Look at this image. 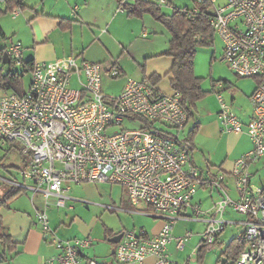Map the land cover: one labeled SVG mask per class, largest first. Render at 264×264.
Listing matches in <instances>:
<instances>
[{
    "label": "built area",
    "instance_id": "built-area-1",
    "mask_svg": "<svg viewBox=\"0 0 264 264\" xmlns=\"http://www.w3.org/2000/svg\"><path fill=\"white\" fill-rule=\"evenodd\" d=\"M194 2L211 4L209 24L224 44L221 61L237 76L258 80L247 123L218 95L223 131L244 133L252 142L231 174L237 199L227 190L224 172L201 171L193 163V145L185 135L189 113L179 92L164 93L149 78H128L120 95L109 97L103 93L102 80L121 77L117 62L104 65L71 55L34 63L29 88L23 94L5 92L0 100V147L16 143L24 157L21 181L0 177V182L28 189L32 199L43 196L45 207L37 212L36 221L45 240L58 250L47 264H80L81 252L95 243L90 236L61 240L50 228L48 200L54 197V206L66 208V193L83 183L119 185L134 212L164 222L154 236L142 229L123 232L112 264H144L148 258H154L153 264H179L170 259L168 245L175 240L177 249L184 250L192 234L175 237L173 232L178 222L189 220L206 223L193 252L198 257L202 246L207 252L218 243L229 224L225 221L229 208L244 217L240 237L246 246L228 264H264V189L253 186L249 170L264 156V0H226L219 7L217 0ZM156 4L171 5L170 0ZM119 10L124 11L122 6ZM197 12L193 8L189 13ZM6 44L13 66L26 70L22 43L9 38ZM131 119L138 127L124 128ZM200 188L219 193L209 210L193 202ZM88 264L107 263L90 259Z\"/></svg>",
    "mask_w": 264,
    "mask_h": 264
},
{
    "label": "crops",
    "instance_id": "crops-1",
    "mask_svg": "<svg viewBox=\"0 0 264 264\" xmlns=\"http://www.w3.org/2000/svg\"><path fill=\"white\" fill-rule=\"evenodd\" d=\"M135 1L137 0H36L30 4L29 0H23V8L17 9L15 13L10 11L11 6L14 4H9L7 0L3 2L0 1V29L5 37V39L0 37V44L2 46L0 50V66L3 62L4 54L6 52L8 53L6 42L9 38H11L14 41L22 43L23 57L24 54H26V52H24V48H29V57H27L29 59H27V61L24 60V62H52L71 55L80 59H85L89 62L101 63L104 65H110L114 62H117L119 68L122 71V75L119 78H123L126 83L129 69L125 64L123 65L120 63L119 60L111 61L113 55L108 45L110 46V41L114 42L116 39L120 40L118 39L119 37H117L114 33L116 32V27L114 26L116 21H121L122 25H129L131 21L132 23L135 21H139L137 23H140L142 21V23L145 25L148 23V21H150L147 14L143 17H129L125 11L119 10L121 2L133 3ZM149 1L156 3L157 0ZM18 19L21 20V24L20 22L16 24V20ZM20 25L29 29L28 33H21ZM78 27H81V30L87 29V27L89 29L94 27V30L98 32H94L93 41L90 44V47L97 45L101 49V54L99 56H93L89 52V59H87L86 53L89 51V49L86 52H82L83 50L80 51L79 49H76L79 51H75L73 47V33L75 28ZM100 28H103V30H99ZM18 29L20 31H18ZM143 33H146L147 37H143ZM215 35L216 34H214V36ZM139 36L140 38L142 37L146 39L149 37V34L146 31L140 30ZM59 37H68V39H70V47L62 49V51L59 50L57 44V39H59ZM170 39L171 37L168 39L169 42ZM151 43H153V41H151ZM133 45L134 42H130L128 45L129 49H125V51L127 54H130L133 60L142 68L141 79L149 78L152 80L153 75L159 76L161 77V81L159 83H155L153 80L152 81L157 84L160 91L164 93L173 91L170 87L169 77L167 83L165 85L162 84V74H168L170 72L173 65V59L168 56L159 58L158 55L160 54V51L158 53H153L150 51V49L148 51V48H152V46H150L148 43L143 45L142 52H139L138 49H134ZM46 46L52 47L53 50H51L49 53L41 54L39 49ZM142 58L144 60H148L144 66L140 65ZM0 69L4 71L3 67H0ZM254 81L256 82L257 88L258 80L254 79ZM25 90L27 89H24V91ZM254 91L247 96L241 95L240 98L238 97V99L233 97L229 103L232 105V109L235 114L244 123H247L252 115L250 97ZM219 94L222 96L223 100L228 103V100L225 99L224 94L221 92H218L215 95L211 93L208 94L207 97L197 103L195 120L189 121V124L185 129V135H189V132L192 130L195 123L199 124L198 131L193 138V163L201 171L210 169L215 172H224L227 176V190L233 199H237V190L231 174L234 169L235 162L241 156L251 150L252 142L250 138L244 133L236 134L226 133L223 131V127L219 118ZM14 178L21 181L17 176ZM253 186L256 187L254 184ZM72 187L73 186H71L70 190L66 193L67 196ZM25 193L29 197L32 196L31 191L28 189H23V192L15 197L10 202V204L15 200L17 201L18 197ZM219 197L220 196L217 191L200 188L195 195L193 202L198 203L202 210H209L219 199ZM37 199L45 201L43 196L37 195L34 199L31 197V203L34 205ZM73 201L74 199L68 196L67 208L65 209L75 210L76 207L71 206L73 205ZM128 201L129 203L125 202L124 200L120 202L114 201L113 205H115V208L113 210L118 211L119 213L138 215L147 218V220L141 222L140 227H134V230L139 231L142 229L149 236L158 234L164 225L163 220L152 215L134 212V207L132 206L129 199ZM10 204L9 208L3 207L0 209V215L3 219L4 231L7 228L8 232L5 233L11 235L12 241L16 244V249L13 251V253L8 254V260L6 262L0 264H47L49 259L55 257L58 254V250L55 246L51 245L45 240L44 234L33 224L31 218L29 217V207H26L23 210L17 208L12 210ZM70 206L72 208H68ZM243 220L244 219H242L241 222ZM238 223L239 222H237V224ZM205 227L206 223L204 221H180L175 225L173 233L175 237H179L183 236L187 232H190L192 236L187 242H189L195 234H197L202 240V234L205 230ZM103 229L105 244L103 243L100 246L94 243L91 248L82 251L80 254V264H88V260L90 259H95L99 262L107 264H112L115 262L114 254L119 242L113 243L110 242L109 239L116 237L124 231H116L114 228H110L107 225H104ZM107 230L111 232V237L108 239L106 238L108 233ZM194 231L197 233H194ZM81 237L84 238L87 236L70 237L68 240ZM220 239L218 243L220 242ZM172 246H175V249H177L175 240H173L168 245L169 252ZM104 248L107 251L103 253L102 249ZM3 252L4 247L0 243V256L3 254ZM154 261V258H148L144 264H153Z\"/></svg>",
    "mask_w": 264,
    "mask_h": 264
},
{
    "label": "rangeland",
    "instance_id": "rangeland-1",
    "mask_svg": "<svg viewBox=\"0 0 264 264\" xmlns=\"http://www.w3.org/2000/svg\"><path fill=\"white\" fill-rule=\"evenodd\" d=\"M36 0H29V3L32 4ZM226 3V0H217L216 6H223ZM174 8H194V0H171V6L163 7L162 11L166 14H171ZM120 12V11H119ZM148 15V14H147ZM147 24H143L142 21H132L128 24H123L121 21H116L114 26L116 27L115 35L119 37L118 39L110 41V46L108 47L111 50L113 57L111 61L119 60L123 65L125 64L128 71V78L141 79L142 68L137 64L130 54H127L125 49H129V43L134 42L133 48L138 49L139 52L143 51V45L145 43L150 44L152 48L147 50L152 51L153 53H158L159 58L166 57L162 56V53L168 49L169 41L171 37L168 29L160 22L156 21L151 15H148ZM16 24L21 20H16ZM100 25V24H96ZM101 27V26H100ZM81 27L75 28L73 33L74 36V49L75 51L86 52V58H88L89 52L93 56H99L101 54V49L95 45L90 47V44L93 41L94 27L90 29H80ZM21 33H28V30L25 26L20 25ZM99 30H103L100 28ZM146 31L149 34V37L144 39L140 38L139 32ZM18 31H20L18 29ZM95 39V38H94ZM137 40V41H136ZM70 39L68 37H59L57 39L58 49L69 48ZM128 41V42H127ZM153 41V43H151ZM121 43V44H120ZM128 43V44H127ZM0 44V50H1ZM79 49V50H76ZM224 44L222 40L215 35L212 43L208 45H202L197 48V53L195 57V73L197 76L203 78L202 88L209 92V94H216L221 92L224 94L228 103L230 100L235 97L238 99L240 96L250 95L256 89V82L253 78L239 77L237 76L230 67L221 61V56L223 55ZM41 54L49 53L52 49L50 46L41 47L39 49ZM24 60L27 61L29 57V48H24ZM148 60L141 59V66H144ZM4 68V72L9 70L18 71L23 74V87L28 89L31 81L32 74L31 72H25L24 69L12 66L10 64H4L2 62L1 66ZM168 81L167 74H162V84H166ZM125 85V80L123 78L110 79L103 77L102 86L103 93L109 97L119 96L123 87ZM72 87L78 88L77 85L72 84ZM4 90L0 89V100L4 95ZM207 97V96H206ZM239 103V102H238ZM205 112V110H204ZM124 128H136L138 127L137 123L131 119L126 121ZM120 129V128H119ZM17 144L15 143L12 147H0V159L5 165H14L9 171L0 169V177L13 179L14 177H19V168L21 166L22 159L24 158L17 149ZM250 173L253 175L252 183L256 185L259 189H264V156L259 159L258 162L251 164ZM3 183L0 182V197L3 195V192L6 190L5 187H2ZM11 186L10 184H5ZM68 196L73 198V205L76 207L75 210H69L65 208H57L55 205L56 199L51 197L48 200V203L51 207L48 209V216L50 221V228L55 232V235L61 240H68L70 237H80L88 236L94 240L95 244L101 246L104 241L103 235V226L107 225L110 228H114L116 231H132L134 227H140L142 221L147 220V218L138 216V215H128L124 213H119L109 209V207L115 208L113 202H120L124 200L128 202L126 192L123 187L119 185H111L106 183H83L80 185H74L71 191L68 193ZM127 200V201H126ZM20 206V208H19ZM12 210L20 209L23 210L26 207H29V217L33 224L39 228L43 233L40 225L36 221V214L39 210H43L45 207V201L37 199L35 204L31 203V196L22 194L18 197L17 201H13L10 204ZM67 208V207H66ZM244 219L243 215L234 212L232 209H228L225 214V221L229 222L226 230L222 234L220 242L217 243L211 250H208L204 255L202 261H198L197 256H193L194 249L199 245L201 238L195 234L189 242L186 243V248L183 251L175 249V246H172L169 252L171 259L174 262L179 264L185 263L188 260H192L190 264H227L231 261L226 254V247L228 243L237 237H240L241 233L244 231V226L240 223ZM237 222H239L237 224ZM5 232H8L7 228ZM194 233H197L194 231ZM44 234V233H43ZM82 238V237H81ZM105 244V243H104ZM108 244V243H106ZM109 245V244H108ZM105 248L102 249L104 253Z\"/></svg>",
    "mask_w": 264,
    "mask_h": 264
},
{
    "label": "trees",
    "instance_id": "trees-1",
    "mask_svg": "<svg viewBox=\"0 0 264 264\" xmlns=\"http://www.w3.org/2000/svg\"><path fill=\"white\" fill-rule=\"evenodd\" d=\"M7 2L9 4H14L10 8L12 13L17 9L23 8V0H7ZM121 6L129 17H143L148 14L168 29L171 39L168 49L162 53V56H168L173 59L172 68L167 74L170 87L173 91L180 93L181 103L188 111L189 119L195 120L197 103L209 94V92L202 88L203 78L198 77L195 73V57L199 46L208 45L214 40V31L209 24L211 4L197 5L194 2V8H197L198 12L191 15L189 12H191L193 8H174L171 14L163 13L162 8L149 0H137L133 3L121 2L120 7ZM0 37L5 39L1 29ZM10 65L13 66L12 62ZM33 65V61L25 62L27 68L25 72L31 71ZM152 80L155 83H159L161 77L153 75ZM0 89L4 91L12 90L19 94H23V74L13 70L4 72L0 69ZM198 128L199 124L195 123L187 136L192 145L193 138L196 135ZM12 167L16 166L5 165L0 159V169L9 171ZM18 168L20 169L21 167ZM1 186L5 187L6 190L0 197V209L3 207L9 208L10 202L20 195L23 192V189L7 186L5 184H2ZM107 231L106 238L108 239L111 237V232L109 230ZM0 243L4 247V252L0 256V263H3L8 260V254L15 251L16 244L12 241L11 235L5 233L1 215ZM245 246L246 244L241 237H235L228 243L226 254L231 260H234ZM205 254L206 249L202 246L199 252L198 261H202Z\"/></svg>",
    "mask_w": 264,
    "mask_h": 264
},
{
    "label": "water",
    "instance_id": "water-1",
    "mask_svg": "<svg viewBox=\"0 0 264 264\" xmlns=\"http://www.w3.org/2000/svg\"><path fill=\"white\" fill-rule=\"evenodd\" d=\"M3 63H10L9 54L6 52L3 57ZM123 237V233L117 235L114 238L109 239L110 242L118 243Z\"/></svg>",
    "mask_w": 264,
    "mask_h": 264
}]
</instances>
